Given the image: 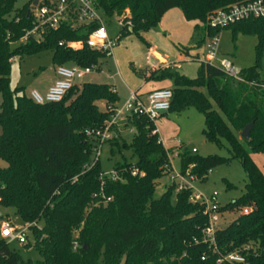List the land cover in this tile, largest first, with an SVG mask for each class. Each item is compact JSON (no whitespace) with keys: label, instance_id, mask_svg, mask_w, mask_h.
Instances as JSON below:
<instances>
[{"label":"trees","instance_id":"trees-1","mask_svg":"<svg viewBox=\"0 0 264 264\" xmlns=\"http://www.w3.org/2000/svg\"><path fill=\"white\" fill-rule=\"evenodd\" d=\"M18 1L0 0V160L7 164L0 166V207L14 209L30 227L42 258L38 264H217L205 244L193 242L202 240L208 220L203 207L190 202L191 192L176 193L169 185L157 196L160 180L167 177L169 156L155 122L146 116H130L125 126L133 129L131 144L122 136L105 143L114 159L122 158L114 166L122 180H105L103 185L100 160L93 164L98 141L87 132L102 129L110 120L119 102L115 89L82 83L60 103L37 105L25 96V89L11 88L16 57L51 51L55 68L100 67L105 58L83 46L99 23L77 24L74 10L59 28L39 29L37 39L29 36L36 26L33 10L37 0L16 8ZM249 1L96 0V6L108 18L131 22V27H121L119 42L124 36H141L156 28L175 8L182 9L188 21L205 23L212 37L220 30L208 26L211 14ZM226 30L259 40L256 65L241 70L238 78L205 63L194 80L167 70L153 77L173 82L168 113L199 111L205 119L206 141L227 149L230 155L202 159L182 152L183 171L194 166L191 173L205 181L217 167L234 160L241 164L247 177L245 191L221 208L223 214L235 211L236 217L218 231L216 241L223 254L249 247L245 251L248 261L264 264V172L253 159V155H264V19L239 22L222 32ZM68 43H77L79 48L71 49ZM100 102L106 103L105 110ZM250 124L254 127L246 142L241 133ZM134 168L137 176L132 174ZM246 208L249 215L242 213ZM40 222H44L42 228ZM20 262L21 256L0 237V264Z\"/></svg>","mask_w":264,"mask_h":264},{"label":"rangeland","instance_id":"rangeland-1","mask_svg":"<svg viewBox=\"0 0 264 264\" xmlns=\"http://www.w3.org/2000/svg\"><path fill=\"white\" fill-rule=\"evenodd\" d=\"M30 0H19L16 8H21ZM92 2L96 0H91ZM99 14L104 20L105 28L110 39H117L121 25L114 18H108L102 10ZM218 31V30H217ZM218 47V60L229 61L236 71L252 67L257 63V46L259 40L256 36L237 34L232 31L222 30ZM215 34V35H216ZM210 37L207 33V25L201 21H188L182 9L175 8L168 11L156 28L142 33L141 36L130 35L121 38L113 50V58H103L100 61V70L86 76L82 83L112 86L119 98L117 106L122 107L132 94L144 98L158 88H173L172 80L168 78L153 77L159 70L167 68L169 73H177L188 79L198 78L199 68L202 63H208L207 44ZM69 66V65H68ZM215 66L220 68L219 62ZM54 62L51 51L40 52L20 59L12 60L11 88L13 90L23 88L27 98L32 91H39L54 80ZM261 68L264 73V49L262 54ZM2 96L0 95V110ZM99 106L105 110L106 103L100 102ZM122 137L131 144L134 133L132 127H125V123H119ZM205 128L204 116L194 108L182 113H168L165 117L155 122L156 132L164 148L170 153L177 148V143L183 144V153L198 158L219 156L228 158L229 152L220 148L214 143L207 142L203 130ZM119 130V131H120ZM2 131L0 128V135ZM196 150L197 153H192ZM129 157V154L126 153ZM255 163L264 172V155H253ZM111 156L108 146L102 149L100 164L102 173L109 175L114 171L116 161ZM0 166L6 168L7 164L0 160ZM175 171L180 170V162L175 159L173 162ZM247 182L246 174L238 161L217 167L209 171L207 180L201 179L194 183L195 189L206 196L218 194V201L222 208L237 201L245 191ZM231 184V188L227 185ZM157 196L160 197L170 185V177H163L159 183ZM172 203H176V194L173 195ZM235 211L226 212L222 217L221 229L227 228L229 223L235 219ZM9 220L17 228L25 225L16 215L14 209L0 207V227L4 221ZM44 222L38 224L42 228ZM28 245H21L18 242H7L11 251L21 256L19 264H38L42 260L39 252L34 247L32 232L28 231ZM124 264V263H122Z\"/></svg>","mask_w":264,"mask_h":264},{"label":"built area","instance_id":"built-area-1","mask_svg":"<svg viewBox=\"0 0 264 264\" xmlns=\"http://www.w3.org/2000/svg\"><path fill=\"white\" fill-rule=\"evenodd\" d=\"M75 10L77 13V24H91L99 23L100 27L95 30L87 39L83 46H87L93 51H97L105 58H113V50L118 44V38L110 39L104 25V20L99 14L96 1L91 0H38V4L34 7L33 14L35 18V28L29 33V36H35L40 39L38 30L45 28L57 29L60 25L67 21L70 13ZM105 15V13H104ZM106 16V15H105ZM121 25L131 27V22L124 23V18H114ZM264 19V0H252L246 3L234 4L225 9L218 10L211 14L208 18V26L214 30H224L236 23ZM221 34H216L210 37L207 44V57L210 59L208 63L215 66L219 62V67L230 77L238 78L239 73L233 65L227 60H218V47L220 43ZM63 46V44H60ZM67 47L71 49L79 48L77 43H68ZM98 65L82 68L76 65L58 66L56 67V74L58 80L51 86L45 95L37 91L30 93V98L37 105H45L48 103L62 102L68 93L76 86L82 84L83 79L99 71ZM173 99V92L170 89H160L153 91L147 96L146 102L142 101L136 94H132L127 102L122 106H117L113 114L105 123L102 129L95 131H88V137L94 138L98 141L97 148L93 157V164L100 160L102 149L106 142L113 140L116 135L114 133L115 127L120 121H126L130 116H146L149 120L156 122L163 117V113H168L171 108ZM133 132V129H132ZM177 148L168 153L169 164L165 167L167 176L170 177V185L175 187L176 193L185 191L191 192L190 202L198 204L203 207V214L207 217L208 224L203 230L202 240L195 239L194 244H205L208 247L209 253L217 258V264H251L245 251H249V247L244 251H234L228 254H223L217 244L216 234L221 230V223L223 213L218 201V194L214 193L211 196H206L195 189L194 183L201 180L197 175L192 174L191 171L194 166H190L186 171H183L180 164V170L177 172L173 166L175 159L181 163V151L184 148L183 144L178 142ZM192 153H197L192 150ZM132 174L137 176L139 173L134 168ZM102 183L105 180L121 181V177L116 171L109 175H101ZM243 215H249L250 210L244 209ZM30 227L25 225L23 228H17L9 220L4 221L0 227V237L7 242H18L21 245H26L28 242V231ZM204 256L202 260L204 261Z\"/></svg>","mask_w":264,"mask_h":264},{"label":"crops","instance_id":"crops-1","mask_svg":"<svg viewBox=\"0 0 264 264\" xmlns=\"http://www.w3.org/2000/svg\"><path fill=\"white\" fill-rule=\"evenodd\" d=\"M227 31V30H226ZM100 70V69H99ZM161 70H167V68H164V69H161ZM240 72V71H239ZM54 74H55V77H54V80H52L51 82H49V84L47 85V86H45V87H43L42 88V92L44 93V94H46L47 92H48V90H49V88L51 87V86H53L54 85V83L58 80V76H57V74H56V68H54ZM160 89H170V90H172V88H158V89H154L153 91H156V90H160ZM153 91H151L150 93H152ZM39 92V91H38ZM40 93V92H39ZM149 93V94H150ZM41 94V93H40ZM136 95H137V93H135ZM148 94V95H149ZM43 95V94H42ZM147 95V96H148ZM142 101L144 100V98L142 97V96H139V95H137ZM147 96H146V98H147ZM166 115V114H165ZM165 115H163V117H165ZM121 122H123V123H125V125H126V121H120L119 123H121ZM119 123H118V125L115 127V129H114V133H115V135L116 136H122L121 134H122V131L120 130V128H119ZM126 127V126H125ZM120 130V131H119ZM173 150H175V149H173ZM173 150H171L170 152H172ZM183 151H181V153H182ZM181 164V163H180Z\"/></svg>","mask_w":264,"mask_h":264},{"label":"water","instance_id":"water-1","mask_svg":"<svg viewBox=\"0 0 264 264\" xmlns=\"http://www.w3.org/2000/svg\"><path fill=\"white\" fill-rule=\"evenodd\" d=\"M37 4H38V0L34 3V7H36ZM163 114L165 115L166 113H163ZM253 127H254V124H250L242 131V133H241V139L242 140H244L246 142L250 141V133H251ZM86 248H87V246L85 247V249Z\"/></svg>","mask_w":264,"mask_h":264}]
</instances>
